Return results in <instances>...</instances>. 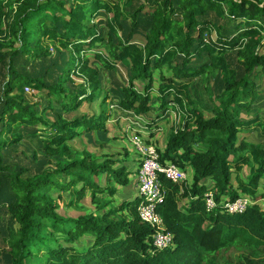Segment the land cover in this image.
<instances>
[{
	"label": "trees",
	"instance_id": "16d2710c",
	"mask_svg": "<svg viewBox=\"0 0 264 264\" xmlns=\"http://www.w3.org/2000/svg\"><path fill=\"white\" fill-rule=\"evenodd\" d=\"M102 15L106 20L95 22ZM0 31L7 35L0 40V76L7 66L0 94V210L17 225L0 229V264H27L35 255L44 258L35 264H264V89L258 83L264 78V0H0ZM97 42L103 50H95ZM51 44L56 61L26 73L29 59L50 56ZM123 64L127 83L113 91V104L138 116L155 105L173 112L177 120L164 148L157 147L158 160L192 172L180 182L158 175L165 199L156 212L173 236L167 248L154 245L139 195L118 205L111 199L117 186L132 182L133 171L114 155L96 157L73 146L85 137L95 144L94 131L107 136L112 90H105L102 71L111 76ZM213 73L223 91L212 98L208 116L192 95V79ZM26 86L44 98L33 101ZM93 102L99 109L82 111ZM255 130L261 142L247 136ZM22 141L42 162L33 176L24 177L28 169L5 156ZM101 174L113 186L99 185L94 176ZM87 190L96 205L88 213L79 206ZM66 194V205L83 211L77 217L58 212ZM239 198L249 200L246 209L228 211L225 203ZM233 248L245 253L222 263Z\"/></svg>",
	"mask_w": 264,
	"mask_h": 264
},
{
	"label": "rangeland",
	"instance_id": "374dc122",
	"mask_svg": "<svg viewBox=\"0 0 264 264\" xmlns=\"http://www.w3.org/2000/svg\"><path fill=\"white\" fill-rule=\"evenodd\" d=\"M214 18V16H212ZM97 20H95V22H97L99 19H102V21L106 20V17L104 15H102L101 17H97ZM100 21V20H99ZM221 22V21H220ZM97 25H100L97 24ZM103 27V26H100ZM98 33H101V28L97 29ZM7 37V35L5 34V31H0V40L1 39H5ZM97 47L95 48V50H103V45L101 42H97ZM49 51H50V56H46V58L42 61L40 59H29L26 56H24L23 54L21 55V58L23 61H27L26 59H29V64L27 66V62H25V65L27 66V69L25 70V72H30L33 71L34 73H41L47 66H49L51 64L52 61H56V57H57V50L56 47L54 45H50L49 46ZM89 57H91V59H93V53H88L87 54ZM126 68H128L127 65H119L118 67H116L113 71H112V75L109 76V73H106L105 71H102V76L103 79L105 81L104 84V88L106 90V88L108 87L109 89L112 90V97L108 98L107 100V104L106 107L108 109V114L110 115L107 122H106V127L109 128V132L107 134V136L105 138H103L102 136H100L98 134V132L94 131V139H95V144L89 142L86 137L84 138V136L82 138L85 139V143L79 140H76L73 143V146L79 148V149H86L89 152L94 153V155L96 157H103L105 156V154H107L108 156H113L116 157L117 159H121L123 161V164L125 165H129L128 169L129 171H133L132 173H130V177L132 178L133 184H134V197H138L139 195V174L138 173H134V166L131 168L130 165L133 164L134 161H137L138 157L140 156V161L143 158L144 153L147 152V148L145 146H153L154 148L157 149V146L160 147L163 138L165 137L166 133H167V128L169 127V124L174 123V121H176V117L173 113H170L169 111H166L165 113L163 112V114H167L165 115V117L161 116V119L158 121H155L157 123V127H155L154 129L159 130L158 133V138H156V135L154 132L152 138H150V134L146 135L142 132H140L139 134H129V131H125L126 127L130 130V118H126V113L119 109L115 104V97H113V91L117 92L120 91L121 88L127 83L126 80ZM2 75L0 76V94L2 91V87L4 84V81H6V77H7V66L6 64H2ZM155 76L157 77L155 80V84L158 83V71L155 72ZM258 83L259 88L260 89H264V78H258ZM136 85L138 87V89L142 90L143 89V83L137 81ZM25 94L31 98L33 101H37L40 98H44L42 93H34L33 90L29 87L26 86L25 87ZM223 91V83H222V78L218 73H213L211 74L209 77L207 74H203L197 78L192 79V95L195 99L198 100L199 105L201 108H203L204 112L208 115L211 116V112H210V108L212 107V98L219 95L221 92ZM104 93V92H103ZM105 93H108L105 91ZM111 95V94H110ZM99 104L100 102H93V104H84V106L81 108L82 111H85L87 113H91L93 111H95L96 109H99ZM162 113V112H161ZM129 113H127L128 115ZM162 114V115H163ZM169 115H174V116H169ZM243 115L245 116L246 114L243 113ZM262 115H264V109L262 112ZM155 115L153 114V117ZM145 120L151 121L150 118H144ZM156 119V118H155ZM153 121V120H152ZM162 121V125L159 124V122ZM164 124H166V126H164ZM160 125V127H158ZM163 129H162V128ZM152 129V128H151ZM143 135V136H142ZM253 135V137H252ZM247 136H249L250 138H252L255 142H261L262 140H258L257 137L261 138V131H252L250 133L247 134ZM151 141V144H147L145 141L146 140ZM157 139V140H156ZM88 141V142H87ZM105 143V146L102 147L100 146L99 143ZM140 145L141 148L137 149L136 145ZM34 144H32V146H34ZM127 155V156H126ZM5 156L7 158L8 163L12 164V165H19L22 166L24 168H27L28 170L24 173V177L26 176H33L35 175L36 172V167L37 165H42L41 160L39 159V157H35L33 150L31 148V145L26 142V141H22V143L19 144V146L17 147H13V148H9L6 152H5ZM127 157V158H126ZM139 162V161H138ZM120 165V164H118ZM47 165H44V167H46ZM249 168L246 167L245 170L243 171V174H247ZM186 174V179L187 181H189L191 179V175L188 172H185ZM106 174H101V175H96L94 176L95 180L99 183V185L101 186H113L112 183L108 184V181L106 179ZM78 187H81V184L78 185ZM139 189V190H138ZM260 192H264V178L260 181ZM120 190V188H118L117 193H118V198L116 199L113 198L114 196H111L112 201H114V203H116V205H118V202L122 199L123 194L124 197L123 198H127L128 194L132 193L131 192H127L124 193L123 191L120 190V192H118ZM59 191L56 190L53 194L54 196H56V194ZM66 197L61 200V206L58 209V212L61 215L67 216V217H77L81 212V210H78V208L76 207H69L68 205H66V203L68 202V198H67V194L65 195ZM97 196H99L100 198L102 197L103 199H105L102 194H97ZM107 198H109L108 196H106ZM135 199V198H134ZM143 199L139 198L136 204H139L140 202H142ZM4 201H8V199H2L1 202ZM187 200L186 199H182V201L180 202V205L182 206L183 204H186ZM79 206H84V209L87 210V213L89 211H96V205L92 202V194H91V190H87L86 191V195L84 196V198L79 202ZM11 220L10 216L6 213L5 209H1L0 210V229H6L7 227H17V225L14 223V221ZM85 239L83 238L81 241H84ZM245 253V249L243 248H233L227 255L223 256L221 258V262L225 263V262H237L239 260V255L242 256V254ZM43 257L41 255H35L32 256L28 261L27 264H35V263H40L43 261ZM2 264V263H1Z\"/></svg>",
	"mask_w": 264,
	"mask_h": 264
},
{
	"label": "built area",
	"instance_id": "2783aa9c",
	"mask_svg": "<svg viewBox=\"0 0 264 264\" xmlns=\"http://www.w3.org/2000/svg\"><path fill=\"white\" fill-rule=\"evenodd\" d=\"M137 149L141 146L136 145ZM147 152L144 153L139 171V196L142 200L138 206L141 219L150 224L155 230L154 245L160 249L170 247L173 244L171 233L163 231V221L156 212V205L165 199V191L162 188L159 173H164L173 181L180 182L186 179L185 171L174 164L163 165L159 160L158 151L153 146H145ZM138 189V190H139ZM138 196V197H139ZM212 195L207 194V203L213 207ZM249 204L247 198H239L235 202L225 203L226 209L230 212H243Z\"/></svg>",
	"mask_w": 264,
	"mask_h": 264
},
{
	"label": "crops",
	"instance_id": "0c3cea01",
	"mask_svg": "<svg viewBox=\"0 0 264 264\" xmlns=\"http://www.w3.org/2000/svg\"><path fill=\"white\" fill-rule=\"evenodd\" d=\"M156 106L157 105H155V109L152 111V112H148V115L147 116H143V115H135L133 112H127V111H125V113H126V118L128 119V118H130V120H132V121H130V124H128V125H130V130L126 127V129H125V131H129V134H139L140 132H142V133H144V134H146V135H148V134H150V138H152V136H153V133L152 132H154L155 133V135H156V138H158V131L159 130H156V129H154L155 127H157V123L155 122V121H158V120H160L161 119V116L162 117H165V115H167V114H163V112L160 110V109H158V108H156ZM169 111V110H168ZM162 112V113H161ZM170 113H173V112H171V111H169ZM108 113V112H107ZM127 113H129L128 115H127ZM153 114L155 115L154 117H153ZM163 114V115H162ZM174 114V113H173ZM169 116H174V115H169ZM150 118V120L151 121H148V120H145L144 118ZM176 117V116H175ZM156 118V119H155ZM153 120V121H152ZM159 124H161L162 125V121L161 122H159ZM173 123H171V124H169V127L167 128V133H168V131H169V129H170V127H171V125H172ZM164 126H166V124H164ZM158 127H160V125L158 126ZM152 128V129H151ZM162 128V127H161ZM163 129V128H162ZM167 133H166V135H167ZM166 135H165V137L163 138V140H162V143H161V145H160V147L159 146H157L158 148H160V149H163L164 148V146H165V143H166V141H165V139H166ZM143 136V135H142ZM252 137H253V135H252ZM258 138V137H257ZM249 139H252V138H250L249 137ZM157 140V139H156ZM253 140V139H252ZM258 140H259V138H258ZM79 141H81V140H79ZM146 141H148V139L146 140ZM145 141V142H146ZM83 142V141H82ZM150 143H147V144H151V141H149ZM127 156V155H126ZM127 158V157H126ZM141 157L139 156L137 159V161H134L133 162V164L132 165H130V167L132 168L133 166H134V169L133 170H135L136 169V164H139L140 162H138L139 161V159H140ZM128 167H129V165H128ZM188 173L190 174V175H192V172L189 170L188 171ZM118 188H119V186H117ZM120 190L121 191H123L124 193H127V192H131L132 191V193H130V194H128V197L127 198H123L124 197V194H123V197H122V199L120 200V201H123V200H127V199H132L133 197H134V184H133V181L128 185V186H124V187H122V188H120ZM120 190L118 191V192H120ZM116 199L118 198V193L116 194ZM135 198V197H134ZM120 201L118 202V204L120 203ZM115 205H116V203H115Z\"/></svg>",
	"mask_w": 264,
	"mask_h": 264
}]
</instances>
